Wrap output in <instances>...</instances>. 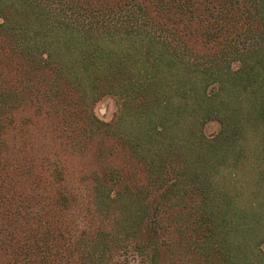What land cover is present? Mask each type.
Wrapping results in <instances>:
<instances>
[{
	"label": "trees",
	"instance_id": "1",
	"mask_svg": "<svg viewBox=\"0 0 264 264\" xmlns=\"http://www.w3.org/2000/svg\"><path fill=\"white\" fill-rule=\"evenodd\" d=\"M245 162L264 189V0H0V264H237Z\"/></svg>",
	"mask_w": 264,
	"mask_h": 264
},
{
	"label": "rangeland",
	"instance_id": "2",
	"mask_svg": "<svg viewBox=\"0 0 264 264\" xmlns=\"http://www.w3.org/2000/svg\"><path fill=\"white\" fill-rule=\"evenodd\" d=\"M119 44H122V41L113 40V41H106L103 43V45L107 48H117ZM130 54V52H129ZM132 59V57H131ZM117 102L113 99V97L110 94H104L102 97H100L92 107L93 114L102 120H109L114 117V112L116 109ZM39 121V120H35ZM40 123V122H38ZM127 123V122H125ZM124 123V124H125ZM123 124V125H124ZM204 132L210 133L216 130L217 124L214 121H207L202 126ZM251 161V160H248ZM253 167L254 170V163H244L243 170L236 172V175L230 176L228 174L227 169H222L219 171L216 175V180L214 179V183L220 187L225 186L226 190H228L229 195L237 193L236 197L233 200V207H230L234 211V215L238 214L239 219L245 221L249 219V215H246L247 213H250V211H257L262 213V209L264 207H248L247 201L250 196H253V189L255 187L260 186V177L256 175L255 171L252 172L250 169ZM260 186L257 188L259 190L260 197L257 195L258 201H262L264 205V197H262L261 192H263V188ZM258 215V214H257ZM254 215V216H257ZM259 229H257L254 232V236H243V242L246 247V253L242 254V257L239 258L238 263L240 264H264V253L262 252L264 250V240H258L257 239V232ZM259 250V251H258ZM172 251H169L171 253ZM245 258L247 260H245ZM245 260V261H244ZM247 261V262H246ZM237 263V264H238Z\"/></svg>",
	"mask_w": 264,
	"mask_h": 264
}]
</instances>
